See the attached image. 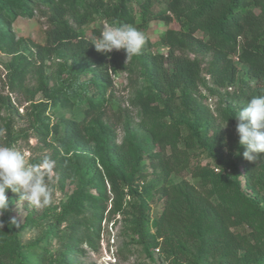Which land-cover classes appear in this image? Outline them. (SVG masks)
Returning a JSON list of instances; mask_svg holds the SVG:
<instances>
[{
  "label": "trees",
  "instance_id": "obj_1",
  "mask_svg": "<svg viewBox=\"0 0 264 264\" xmlns=\"http://www.w3.org/2000/svg\"><path fill=\"white\" fill-rule=\"evenodd\" d=\"M35 4L45 6L49 12L45 47H39V52L74 55L86 68L85 74H90L81 81L79 68L70 67L64 69V87H48L41 80L34 90L45 99L36 105L35 121L41 127L38 137H51L58 152L64 153L57 156L55 168L61 180L77 182L58 221L45 233L46 238L57 239L63 250L55 264H72L76 244L84 237L81 227L88 220L86 200L107 201L103 184L91 185L95 195L87 191L96 176L108 184L112 207H129L135 212L129 221L131 231L147 245L156 248L164 244L171 253H183L186 240L196 235L198 253L204 260L211 254L222 264H235L240 258L246 263L264 264V209L245 193L241 182L244 178L248 188L256 184L258 170L264 167V154L248 161L243 157L246 148L240 144L233 162L230 154L218 153L224 137L211 132V110L195 97L200 64L177 53L186 47L185 40L196 36L200 48L212 53L207 72L216 88L239 85L245 89L248 101L264 94V0H0V51L14 53L9 25L19 16H31ZM96 20L109 26L127 24L143 33L152 22L168 25L174 20L181 29L180 33L167 30L161 37L158 45L168 48L166 54L143 48V52L133 55L130 64L136 67L142 87L129 103L138 111L139 129L126 125L119 145L111 130L102 125L104 100L94 96L110 88L108 72H116L119 67L116 56L107 59L84 38V27ZM18 60L8 66L11 89L13 81L22 84L30 66L26 56L19 54ZM55 107L71 113L59 116L50 125L45 114ZM216 113L219 125L227 124L231 132H236L237 112L226 107L216 109ZM160 115L166 118L165 123ZM86 122L93 123L94 130L86 132ZM91 145L93 149L87 155ZM200 154L215 162L218 174L194 163ZM147 157L157 159L160 173L156 182L139 189L137 181L143 177V158ZM226 171L233 178L225 180L229 192L224 194L221 176ZM183 172L198 186L185 180L173 183L171 176ZM153 192L162 203L159 213L150 220L147 198ZM8 200V209L0 215V264H44L46 251L38 250L37 243L28 247L27 254L23 252L18 239L20 229L10 217L15 198L8 196ZM105 208L102 205L101 211ZM195 222L198 225L192 227ZM61 223L66 224L62 232L58 226Z\"/></svg>",
  "mask_w": 264,
  "mask_h": 264
},
{
  "label": "rangeland",
  "instance_id": "obj_2",
  "mask_svg": "<svg viewBox=\"0 0 264 264\" xmlns=\"http://www.w3.org/2000/svg\"><path fill=\"white\" fill-rule=\"evenodd\" d=\"M48 16L49 12L45 6L33 5L31 16H19L9 25L10 34L15 44L14 53L8 54L0 51V144L15 147L26 153L30 163H37L44 156L56 161L57 156L60 154L57 150L56 142L51 137L48 136L46 140L38 137L41 127L39 122L35 121L36 105L40 102H45V99L40 93L35 94L34 90L38 88L41 80L48 87H64L67 78L64 69H70V67L79 68L81 81L90 75L85 74L86 68L78 64L74 55L58 52L54 56H48L43 52H39V47H45L46 31L49 29ZM67 19L70 25L75 27L70 16ZM107 27L109 25L102 20H96L92 24L86 25L84 27L85 40L95 42L100 37L101 32ZM167 30L177 33L181 32L180 27L174 20L168 25L160 22L150 23L144 32L146 37L145 51L166 54L168 48H162L158 45V42ZM184 42L186 47L183 51H178L177 53L183 54L190 60L199 62L200 82L198 83L195 97L201 104L208 106L211 110L210 112L214 117L211 132L215 131L220 137L222 135L224 137L222 148L218 153L223 155L230 154L233 162L235 150L239 146V137L237 132H231L226 124L219 125L216 109L222 111L226 107H230L234 112H238L248 103L247 93L239 85L226 89L216 88L207 72L212 53L200 48L198 37L196 36ZM99 53L107 57V59L110 58V55H114L119 63L116 72H108L111 81L110 88L102 89L98 94L94 95L104 100L102 104L104 115L101 122L103 126L111 130L115 143L119 145L124 139V128L126 125L132 129H139L138 111L129 102L142 87V84L136 76V67L130 64L133 56L127 61V56L123 49L119 51L113 50L107 54ZM19 54L26 56L30 60V66L24 73L22 84L20 85L13 81V89H11L8 66L11 62L17 63L19 61ZM89 61L91 65L94 64L93 59ZM70 113V111L55 107L49 109L45 114V118H48L47 123L52 125L58 121L59 116L69 115ZM159 119L162 123L167 121L163 115H160ZM93 126V123L86 122V132L94 130ZM92 149V145L87 148V155L91 154ZM152 149V152L158 153L156 148ZM63 154L62 152L60 155ZM143 159L145 169L143 177L137 181L139 189L142 186L156 182L160 173L157 159L151 160L149 157ZM194 163L199 164L200 167L209 172L211 171L213 174L219 173L215 162L208 159L205 155H198ZM95 167L99 171V166ZM258 176L257 182L253 186L254 188L246 187L244 178L241 179V182L245 193L264 209V167L258 170ZM221 177L223 192L227 194L229 190L224 182L227 179L231 180L233 175L230 171H226ZM171 180L173 183L185 180L198 186L197 181L186 172L178 176H171ZM90 182V186H87V191L93 195L97 194V192L91 185L97 187L103 184L107 201L100 202L98 199L86 200L84 208L86 210L85 218L88 220L81 227L84 237L83 241L76 244L72 264H222L219 261V257L213 258L211 254L205 258L206 260L203 259L202 255L198 253L199 240L196 235H193L195 238L186 240L184 243L186 251L183 253L177 250L171 253L164 244H160L156 248L147 245L145 241L137 238L131 231L129 221L135 212L129 207H112V197L108 184L98 178V176L94 177ZM50 183L55 190L54 202L43 208L29 206L26 200L20 199V194L12 193L11 191L6 193L7 197L12 196L15 198L10 217L15 227L20 229L18 239L23 252L27 254L29 252L28 247H31L33 243H37L38 250L46 251L44 264H55L63 253V250L60 249L59 241L46 238L45 233L58 221L63 212V207L77 186V182L71 183L68 180H61L56 169ZM219 193H222V191L219 190ZM161 203L162 199L155 192L151 193L150 197L147 198V210L150 220L159 213ZM102 205L106 207L103 212L101 211ZM194 218L197 220V215ZM197 225V222H195L192 227ZM58 226L60 232H62L66 224L61 223ZM150 232L153 233L154 229L151 228ZM235 264L252 263H246L244 259L240 258L235 261Z\"/></svg>",
  "mask_w": 264,
  "mask_h": 264
},
{
  "label": "clouds",
  "instance_id": "obj_3",
  "mask_svg": "<svg viewBox=\"0 0 264 264\" xmlns=\"http://www.w3.org/2000/svg\"><path fill=\"white\" fill-rule=\"evenodd\" d=\"M92 43L96 51L105 54L123 49L128 61L131 56L141 53L146 37L136 27L122 24L105 28ZM235 119L239 144L246 148L243 157L255 161L264 154V94L252 97L236 113ZM55 167L56 161L48 156L37 163H30L26 153L0 144V215L9 207L8 191L20 194L21 200H26L29 206L35 208L51 205L55 190L50 182ZM0 227H3V223H0Z\"/></svg>",
  "mask_w": 264,
  "mask_h": 264
}]
</instances>
